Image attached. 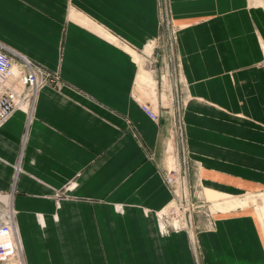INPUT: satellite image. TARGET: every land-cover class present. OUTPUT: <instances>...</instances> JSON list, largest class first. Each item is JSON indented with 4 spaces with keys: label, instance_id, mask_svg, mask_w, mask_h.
<instances>
[{
    "label": "crops",
    "instance_id": "obj_1",
    "mask_svg": "<svg viewBox=\"0 0 264 264\" xmlns=\"http://www.w3.org/2000/svg\"><path fill=\"white\" fill-rule=\"evenodd\" d=\"M170 12L198 165L188 189L193 179L210 193L264 191V11L170 0ZM159 37L156 0H0L2 50L17 68L25 59L58 76L0 126V207L24 264H264L256 213L159 228L173 201L164 177L174 141L159 109L174 92L168 73L146 77L134 56Z\"/></svg>",
    "mask_w": 264,
    "mask_h": 264
},
{
    "label": "rangeland",
    "instance_id": "obj_2",
    "mask_svg": "<svg viewBox=\"0 0 264 264\" xmlns=\"http://www.w3.org/2000/svg\"><path fill=\"white\" fill-rule=\"evenodd\" d=\"M248 2L250 6L258 7L264 11V0H248ZM156 5L159 7L161 37L155 39L154 42H151L152 49L149 55L145 53L149 43L144 48L143 52H138L135 54L138 56L141 68L144 71L148 73H150L149 70H158L159 72L165 71L169 75V83H167L170 86V89L172 87L174 92V96H172L173 104L171 109H159L160 113L165 112V114L168 115L170 122L172 123L171 137L174 141L170 143L168 148V153L170 155L168 158V168H173L176 164V167L179 169L180 163L181 169H185L186 174L188 173L191 178L194 170L198 168V165H196L195 162L189 157L187 149L186 129L184 122L186 97L185 93H183L185 85L182 79L179 57L176 52V34L178 28L173 23V18L170 12V0H156ZM146 56L151 57V60L156 58L157 63L154 64V66L149 65V63L145 65L143 62ZM151 60L148 62H151ZM149 66L151 69L148 68ZM15 68L17 70L16 65ZM139 68L140 67L138 65V69ZM142 80L147 87L151 85L144 81V79ZM140 86L143 87L142 84H137V87ZM143 88L145 89L146 87ZM153 88L154 90L156 89V87L153 86L151 87V90ZM155 97L157 98V92ZM152 100L154 101L155 99L153 98ZM176 149L179 151V160L176 155ZM190 181L191 183L189 184L192 187L189 189V205L184 207V209L181 211V217L183 218V221L185 220V224L188 222V225L185 226H191V228L187 227L188 230L194 228L193 223L195 222L197 215L204 218L205 215L214 216L215 214H229L241 210L244 212V210H246L250 213H256L264 232V191L260 189L258 191L251 190L241 195L224 194L215 190H212V193H210L211 191H206V188L197 189L196 187V189H193L194 181L193 179H190ZM172 205L173 203H171L169 207ZM188 209H190V212H188L187 216L185 217V211ZM166 211L167 209L164 211V213Z\"/></svg>",
    "mask_w": 264,
    "mask_h": 264
},
{
    "label": "built area",
    "instance_id": "obj_3",
    "mask_svg": "<svg viewBox=\"0 0 264 264\" xmlns=\"http://www.w3.org/2000/svg\"><path fill=\"white\" fill-rule=\"evenodd\" d=\"M150 63L154 66L157 59H152ZM14 66L12 57L0 47V126L15 109L32 103L34 93L38 88L56 85L58 81V76L55 73L33 65L25 59L22 60L23 68H17L16 73L13 72ZM11 79L13 81L10 82ZM141 108L151 121L158 122V113L154 112L149 105L142 104ZM175 151L179 160V151L178 149ZM164 179L172 192L173 201L171 203L173 205L169 207L166 213H162V211L159 213L158 217L161 222L159 228L163 230L168 228L188 230L187 227L191 228V226H185L188 225V222L185 224V220L183 221L181 217V211L189 205L190 197L186 171L181 169L179 163V169H169L165 173ZM188 212L190 209L185 211V217ZM0 264H24L13 229L12 214L2 207H0Z\"/></svg>",
    "mask_w": 264,
    "mask_h": 264
},
{
    "label": "bare ground",
    "instance_id": "obj_4",
    "mask_svg": "<svg viewBox=\"0 0 264 264\" xmlns=\"http://www.w3.org/2000/svg\"><path fill=\"white\" fill-rule=\"evenodd\" d=\"M151 49H152V47H150V43L148 44V46H147V48H146V53L149 55L150 54V51H151ZM134 56H135V58H137V56H136V54H134ZM136 63H138V62H136ZM16 68L15 67H13V72L14 73H16ZM146 75V77H153L150 73H147V74H145ZM172 167H169V169H171ZM174 169H176V170H178V167L176 168L175 166L173 167ZM163 213V212H162ZM166 213V212H165ZM162 225V224H161Z\"/></svg>",
    "mask_w": 264,
    "mask_h": 264
}]
</instances>
